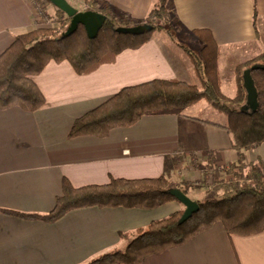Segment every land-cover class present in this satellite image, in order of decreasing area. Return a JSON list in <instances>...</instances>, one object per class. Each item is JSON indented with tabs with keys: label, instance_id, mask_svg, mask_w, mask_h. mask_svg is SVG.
I'll return each instance as SVG.
<instances>
[{
	"label": "crops",
	"instance_id": "crops-1",
	"mask_svg": "<svg viewBox=\"0 0 264 264\" xmlns=\"http://www.w3.org/2000/svg\"><path fill=\"white\" fill-rule=\"evenodd\" d=\"M74 6L73 0H65ZM52 22L67 11L41 0ZM155 0H98L117 14L145 18ZM186 33L210 29L220 45L224 93H236L235 66L264 49V0H170ZM257 9V31L254 12ZM32 0H0V54L21 33L43 24ZM46 102L35 111L0 108V208L45 214L62 194L65 177L73 185L107 183L112 177L166 176L182 188L207 176L226 178L239 160L227 116L205 100L179 109L148 113L131 126L106 136H69L74 120L121 88L154 78H177L199 85L188 55L164 31L138 48L121 51L115 61L78 74L67 60H51L33 76ZM247 162L264 159V142L244 151ZM218 177V178H219ZM189 195V193H187ZM191 198L194 199L191 195ZM200 199L196 198L195 200ZM171 200L156 208L88 206L70 210L55 222L0 212V264H85L123 249L121 233L180 210ZM140 264H264V230L229 235L223 223L182 245L149 255Z\"/></svg>",
	"mask_w": 264,
	"mask_h": 264
},
{
	"label": "trees",
	"instance_id": "trees-1",
	"mask_svg": "<svg viewBox=\"0 0 264 264\" xmlns=\"http://www.w3.org/2000/svg\"><path fill=\"white\" fill-rule=\"evenodd\" d=\"M170 0H155L153 8L142 19L117 14L109 6H99L98 0H83L86 10L105 14L107 20L96 37L88 36L80 24L72 34L62 37L70 17L58 13L57 24L43 25L17 35L0 54V108L14 106L25 111L42 107L46 98L33 76L40 73L51 60H67L78 74L94 71L104 63L115 61L127 48H138L152 39L156 29L164 31L188 55L200 84L177 78H154L121 88L98 106L77 117L69 136H106L116 127L131 126L148 113L179 109L199 100L207 101L216 111L227 116L223 125L234 136L239 160L225 168L226 178L214 180L213 193L197 199L200 208L183 223H179L185 206L167 217L153 220L134 232L121 233L126 241L123 249L106 252L85 264H140L149 255L189 242L202 231L221 221L229 235H251L264 230V159L247 162L244 151L264 142V69H253L258 89L256 110L245 107L246 89L243 71L254 64H264V49L235 66L236 93L227 96L222 89L219 67L221 48L212 31L198 28L189 34L200 43L197 50L177 37L178 16L169 7ZM258 12H254L257 31ZM55 21V22H56ZM149 24L152 30L141 34L125 32L122 28ZM190 183L182 189L188 193ZM164 176L124 178L112 177L107 183L75 186L65 177L62 194L48 213L37 214L0 208V212L24 219L55 222L72 209L99 206L156 208L178 200ZM180 202V201H179Z\"/></svg>",
	"mask_w": 264,
	"mask_h": 264
},
{
	"label": "water",
	"instance_id": "water-1",
	"mask_svg": "<svg viewBox=\"0 0 264 264\" xmlns=\"http://www.w3.org/2000/svg\"><path fill=\"white\" fill-rule=\"evenodd\" d=\"M57 5L64 8L71 18L67 29L62 33V37H66L76 31L80 24H82L89 37L94 38L99 33L107 20V16L96 10H79L78 8L69 5L65 0H52ZM154 26L149 24H139L136 26L122 28L125 32L133 34H141L152 30ZM253 69H264V64H254L243 71V85L246 89L245 107L256 110L259 105L258 89L255 80L252 76ZM170 192L175 195L178 200L185 206L184 213L181 216L179 223H183L192 214L199 210L200 205L197 200L191 198L186 192L180 188L173 187Z\"/></svg>",
	"mask_w": 264,
	"mask_h": 264
},
{
	"label": "rangeland",
	"instance_id": "rangeland-1",
	"mask_svg": "<svg viewBox=\"0 0 264 264\" xmlns=\"http://www.w3.org/2000/svg\"><path fill=\"white\" fill-rule=\"evenodd\" d=\"M39 1H41V0H39ZM73 3H74L76 8H78L80 10H86V9H84L86 7L83 3V0H73ZM41 4H42V2H41ZM42 6H43V4H42ZM44 15L47 19H46V21H42L43 24L51 25V23L49 24V21L52 22V20L50 19L49 14H47V12L45 11ZM177 29H178L177 37L179 40L187 43L192 48H195L197 50L200 48V43L197 42L189 33H186L185 29L178 23H177ZM161 31L162 30H159V29L155 30V32H161ZM205 170H207L206 171V173L208 174L207 176L204 175V177L198 178L194 181H191V183H190L191 187H189L188 193H189V195L194 197V199H196V198L204 199V198L208 197L209 195H211L213 193L212 186H213L214 180L221 178V177H219L220 174H217L215 172V170L211 171L210 169H208V167H206Z\"/></svg>",
	"mask_w": 264,
	"mask_h": 264
},
{
	"label": "built area",
	"instance_id": "built-area-1",
	"mask_svg": "<svg viewBox=\"0 0 264 264\" xmlns=\"http://www.w3.org/2000/svg\"><path fill=\"white\" fill-rule=\"evenodd\" d=\"M32 2L34 3L36 18L38 19L39 22L43 23L42 21H46L47 19L44 15L45 12L44 7L42 6L39 0H32Z\"/></svg>",
	"mask_w": 264,
	"mask_h": 264
}]
</instances>
